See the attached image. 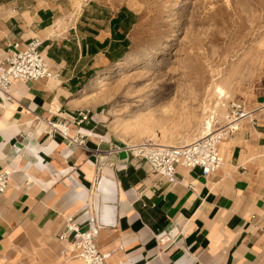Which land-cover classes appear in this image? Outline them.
I'll list each match as a JSON object with an SVG mask.
<instances>
[{
	"label": "crops",
	"instance_id": "0c3cea01",
	"mask_svg": "<svg viewBox=\"0 0 264 264\" xmlns=\"http://www.w3.org/2000/svg\"><path fill=\"white\" fill-rule=\"evenodd\" d=\"M66 6L0 0V60L39 38L61 74L0 93V171L14 172L0 198V264H85L62 255L59 236L67 218L88 215L107 264H264V86L238 101L251 116L222 144L223 167L208 177L177 167L169 184L89 121L78 98L100 66L128 57L136 12L92 1L75 15ZM81 113L88 120L79 123ZM79 134L83 147L72 143Z\"/></svg>",
	"mask_w": 264,
	"mask_h": 264
},
{
	"label": "rangeland",
	"instance_id": "374dc122",
	"mask_svg": "<svg viewBox=\"0 0 264 264\" xmlns=\"http://www.w3.org/2000/svg\"><path fill=\"white\" fill-rule=\"evenodd\" d=\"M92 1L138 16L128 57L100 66L78 97L123 147L191 144L208 121L227 124L230 101L264 86V0H65L66 9ZM98 79L105 86L91 88Z\"/></svg>",
	"mask_w": 264,
	"mask_h": 264
},
{
	"label": "built area",
	"instance_id": "2783aa9c",
	"mask_svg": "<svg viewBox=\"0 0 264 264\" xmlns=\"http://www.w3.org/2000/svg\"><path fill=\"white\" fill-rule=\"evenodd\" d=\"M42 45L43 42L39 38H32L25 44L15 43L8 49L5 57L0 60V93L8 95L11 86L17 82L60 79V72L55 70L44 56ZM80 115L79 123L88 120L87 114ZM250 116L242 103L232 100L227 105V126L222 129L215 121L213 130L218 131L212 135L181 147L164 148L146 143L127 146L126 149L135 158L145 161L153 172L166 179L169 184L177 182V167L199 169L202 176L208 177L218 172L224 165L221 144L227 138L231 139L238 131L240 122L249 119ZM234 124H237V127L233 129ZM227 128L228 133L223 131ZM67 135L68 130L64 133V136ZM84 141V136L79 134L72 143L83 147ZM13 148L17 153L22 151L17 145ZM13 174L14 172L9 169L0 171V198L6 194ZM99 234L100 226L90 215L83 222H78L73 217L67 218L64 231L59 236V240L65 245L62 255L71 254L85 264H107V257L97 246Z\"/></svg>",
	"mask_w": 264,
	"mask_h": 264
},
{
	"label": "bare ground",
	"instance_id": "6f19581e",
	"mask_svg": "<svg viewBox=\"0 0 264 264\" xmlns=\"http://www.w3.org/2000/svg\"><path fill=\"white\" fill-rule=\"evenodd\" d=\"M104 82H106V81H105V80H102V79L95 80L94 83H93L94 85L91 86V88H103V87L105 86V83H104ZM106 86H107V85H106ZM219 92L221 93L222 96L225 95V93H224L223 90L220 89ZM166 113H167V114H170V113H171V109H170V108L166 109ZM214 123H215V122H214ZM214 123L211 124V122L208 121V123H207V125H208L207 129L209 130V132L207 133L206 136L212 135V134H214L216 131H218L217 129H216V130H213V128H214ZM226 126H227V125H226ZM236 127H237V124H234L232 128L234 129V128H236ZM221 128L223 129L224 126H222ZM223 131L226 132V133L229 132V131H228V128L225 129V130H223ZM206 136H205V137H206ZM203 138H204V137H203ZM187 145H188V144H187ZM158 147L174 148V147H178V146H165V145H158ZM179 147H181V146H179Z\"/></svg>",
	"mask_w": 264,
	"mask_h": 264
}]
</instances>
